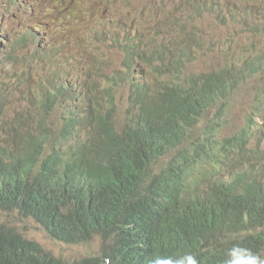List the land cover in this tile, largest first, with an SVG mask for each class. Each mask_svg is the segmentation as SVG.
Masks as SVG:
<instances>
[{"label":"trees","instance_id":"16d2710c","mask_svg":"<svg viewBox=\"0 0 264 264\" xmlns=\"http://www.w3.org/2000/svg\"><path fill=\"white\" fill-rule=\"evenodd\" d=\"M41 1L50 7L62 5V11L53 13L45 24L37 25L39 31L34 27V34L44 36L60 24L91 27L109 7L124 2L68 0L73 3L70 8L62 0ZM76 5L81 11L77 17ZM90 30L92 36L82 47L88 53L100 55L106 67L101 68V82L97 84L105 92L106 100L101 97L94 107L79 113L84 116L86 134L90 136L83 145L74 139L75 132L82 138L87 135L73 128V116L50 146H44L46 140H38L31 130L23 132L21 141L13 142L5 139L9 136L3 133L7 119H1L0 210H18L24 217L34 216L47 225L55 240L82 244L99 238L102 246L95 255L67 261L0 222V264H105L106 259L110 264H150L156 257L185 253L196 255L200 264H219L237 244L264 257V87L256 96L246 125L227 135L223 131L231 97L242 81L240 78L246 76L244 71L229 68L215 74L187 75L185 68L193 51L185 47L179 49L163 43L164 49L158 46L150 52L149 47L155 43L135 49V38L129 35L121 40L107 29ZM106 43L122 46L129 54L131 63L125 67V74L109 73L108 59L99 52ZM137 59L142 64H137ZM142 66L149 70L140 75ZM57 70L54 68L53 73ZM118 77L128 82L134 109L132 117L128 116L120 125L112 116L116 112V88L112 83ZM66 89L62 84L59 87L60 92ZM54 95V90L45 85L46 100ZM259 112L262 122L257 120ZM179 131L184 133L182 137ZM157 138L162 141L157 142ZM156 146L161 148L157 150ZM145 159L151 160V164L147 165ZM191 196L195 199L190 200Z\"/></svg>","mask_w":264,"mask_h":264},{"label":"rangeland","instance_id":"374dc122","mask_svg":"<svg viewBox=\"0 0 264 264\" xmlns=\"http://www.w3.org/2000/svg\"><path fill=\"white\" fill-rule=\"evenodd\" d=\"M62 1L73 8V3ZM41 2L0 0V121L7 119L3 131L9 135L6 140L21 141L23 132L31 130L38 140H46L44 146H50L73 116L76 119L73 128L86 134L84 116L79 113L87 112L103 96L96 80L101 68L106 67L100 55H89L71 43L66 30L52 34L51 39L59 48L45 54L49 51L46 38H50L34 35L33 29L38 21H47L53 13L62 11V5L38 12ZM74 10L77 17L81 13L79 5ZM102 18L84 30L85 40L92 36L90 29L94 28L116 33L121 40L128 35L135 38L132 44L135 49H143L147 43L156 44L149 47L150 52L163 43L179 49L185 47L193 51L185 68L187 75L215 74L229 68L246 70L249 77L231 97L224 132L234 133L247 123L255 96L264 86V0H124L109 7ZM35 30L39 31V26ZM101 47L99 52L108 59L109 73L125 74V67L131 63L126 50L111 43ZM50 55L56 56L49 58ZM136 63L142 64L140 59ZM54 68L58 69L57 73H53ZM148 70L142 66L140 75ZM61 84L67 89L60 92ZM45 85L55 92L51 100L45 98ZM112 85L116 88L118 108L115 116L118 114L120 118L112 116L120 125L134 111L129 99L131 91L128 82L119 77ZM44 130L51 133H42ZM88 136L82 138L75 132L74 139L83 145ZM0 222L38 242L44 251L67 261L95 255L102 246L99 238L82 244L55 240L45 223L31 215L24 217L18 210H0Z\"/></svg>","mask_w":264,"mask_h":264},{"label":"clouds","instance_id":"9594fccd","mask_svg":"<svg viewBox=\"0 0 264 264\" xmlns=\"http://www.w3.org/2000/svg\"><path fill=\"white\" fill-rule=\"evenodd\" d=\"M22 1L24 2V0H22ZM44 9L50 10L51 7L45 5V4H43L41 2L40 5H39L38 12H41ZM47 21H38L37 22V25H39L40 23L45 24ZM63 27H65V29H63ZM86 28H89V26L88 25H85V24H79V25L73 26V27L72 26H67V25L60 24L53 32H51L49 35H47L50 38V39L46 38V40H47L46 42L48 43L49 51H46L45 54L48 53V52H50V51H52L56 47L59 48V44L55 40H52L51 37H52V34H56V33L61 34V33L64 32V30L67 31V33L69 35V40L71 41V43H76L77 46H78V48L80 50L86 51V49H84L82 47L83 45H86V41H87V40H85L83 38L84 30ZM39 34L40 35H43L42 33H35L34 35H39ZM41 48H43V45H42ZM86 52H88V51H86ZM88 54L89 55H91V54L97 55V53H88ZM33 56H36V55L34 54ZM55 56L56 55H54V56L53 55H50L49 58H53ZM90 67L92 68V66H90ZM242 71H244L246 73V76H242L240 78L242 80L241 83L243 82V80H245V79H247L249 77V73L246 70H242ZM64 79H67V77H65ZM99 82H101L100 77L96 81V85L99 84ZM260 92H261V90H260ZM259 93H257L256 96ZM256 96H255V103H256ZM231 101H232V99H231ZM255 103L253 104L252 109H253ZM115 105H116V99H115ZM229 110H230V108H229ZM251 113H252V111H251ZM228 114H229V112H228ZM228 114H227V117H228ZM227 117H226V122H225V128L227 126V120H228ZM126 119H125V121H126ZM257 120H258V118H257ZM248 121H249V119H248ZM260 121L262 122L261 119H260ZM245 125H246V123L242 127H244ZM225 128H224V130H225ZM236 132H234V133H236ZM223 133H225L227 135L234 134V133H226L224 131H223ZM105 264H110V260L106 259L105 260ZM150 264H200V261L197 259L196 255H194L192 253H185L183 255L174 256V257H170V258L169 257H156L155 259H153L152 261H150ZM219 264H264V257H262L261 255H259L258 253L252 252L248 248L242 247L239 244H237V245H233L228 250V252L226 254L225 260L223 262L219 263Z\"/></svg>","mask_w":264,"mask_h":264},{"label":"bare ground","instance_id":"6f19581e","mask_svg":"<svg viewBox=\"0 0 264 264\" xmlns=\"http://www.w3.org/2000/svg\"><path fill=\"white\" fill-rule=\"evenodd\" d=\"M211 1H213V0H211ZM209 3H210V2H209ZM209 3H208V4H209ZM205 4H206V3H205ZM195 5H196V4H195ZM221 5H223V4H221ZM216 6H217V5H216ZM109 12H110V11H109ZM99 19H100V18H99ZM99 19H98V20H99ZM101 20H102V19H101ZM102 22H103V21H102ZM30 27H31V26H30ZM25 29H26V26H25ZM25 31H28V30H25ZM22 34H23V33H22ZM162 46H163V45H162ZM162 46H161V47H162ZM165 46H166V45H164L163 47H165ZM163 47H162V48H163ZM163 49H164V48H163ZM117 53H118V52H117ZM154 53H155V52H154ZM160 53H161V52H160ZM118 54H120V53H118ZM149 54H150V53H149ZM163 54H164V52H163ZM121 56H123V55H121ZM158 56H159V55H158ZM148 57H149V56H148ZM160 57H162V56H160ZM160 57H159V58H160ZM162 58H163V57H162ZM147 59H148V58H147ZM156 59H157V58H156ZM156 59H155V60H156ZM148 60H149V59H148ZM93 76H94V75H93ZM98 76H99V75H98ZM91 78H92V77H91ZM94 78H97V76L94 77ZM131 78H132V77L130 76V79H131ZM132 79H134V78H132ZM132 79H131V80H132ZM90 80H91V79H90ZM93 81H94V80H93ZM96 81H97V80H96ZM78 83H79V82H78ZM80 84H81V83H80ZM103 84H104V82H103ZM104 86H105V85H104ZM63 87H65V86L63 85ZM79 87H81V86H79ZM100 87H101V85H100ZM132 87H133V86H132ZM132 87H131V88H132ZM81 88H82V87H81ZM102 88H103V87H102ZM98 89H99V88H98ZM105 89H106V88L104 87V90H105ZM79 90H80V89H79ZM94 90H95V89H94ZM107 90H108V89H107ZM131 90H132V89H131ZM89 91H90V90H89ZM107 92H108V91H107ZM107 92H106V93H107ZM131 92H132V91H131ZM71 93H72V91H71ZM104 93H105V92H104ZM104 93H103V96H104ZM109 93H110V92H109ZM89 94H90V93H89ZM108 95H109V94H108ZM108 95H107V96H108ZM103 96L101 95V97H103ZM111 96H112V95H111ZM87 97H88V96H87ZM99 98H100V97H99ZM83 99H84V98H83ZM103 99H105V98L103 97ZM113 99H114V98H113ZM129 99H132V98H129ZM105 100H106V99H105ZM105 100H104V101H105ZM69 101H70V100H69ZM79 101H80V100H79ZM74 102H75V101H74ZM74 102H73V103H74ZM114 102H115V101H114ZM75 103H76V102H75ZM119 103H120V102H119ZM69 104H70V102H69ZM112 104H113V103H112ZM71 105H72V104H71ZM74 105H75V104H74ZM108 105H110V104H107V107H108ZM123 106H124V104H123ZM74 107H75V106H74ZM112 107H114V106H112ZM109 108H110V107H109ZM96 109H97V108H96ZM113 109H114V108H113ZM117 109H118V108L116 107L115 110H117ZM123 109H124V108H123ZM108 110H109V109H108ZM105 111H106V110H105ZM109 111H110V110H109ZM109 111H108V112H109ZM111 111H112V110H111ZM126 111H127V110H126ZM122 112H123V111H122ZM124 112H125V110H124ZM124 112H123V114H124ZM114 113H115V112H114ZM114 113H113V114H114ZM126 113H127V112H126ZM126 113H125V114H126ZM104 114H105V113H104ZM113 114H112V115H113ZM131 114H133V113H131ZM113 116H114V115H113ZM116 116H118V114H117ZM116 116H115V117H116ZM120 116H121V115H120ZM104 117H106V116H104ZM118 117H119V116H118ZM126 117H128V116H126ZM129 117H132V116L129 115ZM119 118H120V117H119ZM89 119H90V118H89ZM94 119H95V117H94ZM117 119H118V118H117ZM124 119H125V118H124ZM195 119H196V118H195ZM188 120H189V119H188ZM193 120H194V119H193ZM200 120H201V119H200ZM159 121H160V120H159ZM191 121H192V119H191ZM194 121H195V120H194ZM197 121H198V120H197ZM197 121H195V122H197ZM121 122H122V121H121ZM117 123H118V122H117ZM190 123H191V122H190ZM192 123H193V122H192ZM197 123H198V122H197ZM202 123H203V121H202ZM91 124H93V123H91ZM99 124H101V123H99ZM117 125H118V124H117ZM188 125H189V124H188ZM193 126H194V124H193ZM201 126H202V125H201ZM201 126H200V127H201ZM92 127H93V126H92ZM155 127H156V126H155ZM186 127H187V126H186ZM196 127H198V126H196ZM200 127H199V128H200ZM116 128H117V126H116ZM130 128H131V127H130ZM190 128H191V126H190ZM192 128H193V127H192ZM194 128H195V127H194ZM199 128H198V130H199ZM87 129H88V127H87ZM89 129H91V128H89ZM114 130H116V129L114 128ZM128 130H129V129H128ZM194 130L197 131V129H194ZM88 131H90V130H88ZM116 131H117V130H116ZM188 131H189V130H187V132H188ZM196 131H195V132H196ZM200 131H202V130H200ZM113 132H115V131H113ZM181 132H185V131L183 130V131H181ZM187 132H186V133H187ZM197 132L199 133V131H197ZM179 133H180V131H179ZM179 133H178V134H179ZM77 134H78V132H77ZM161 134H162V133H161ZM163 134H166V133H163ZM183 134H184V133H182V135H183ZM199 134H200V133H199ZM199 134H197V136H198ZM86 135H87V134H86ZM118 135H119V134H118ZM167 135H168V134H167ZM175 135H176V134L172 135V138H173V136H175ZM180 135H181V133H180ZM180 135H178V139L180 138ZM182 135H181V137H182ZM191 135H192V134H191ZM195 135H196V134H195ZM74 136H75V135H74ZM89 136H90V135H89ZM127 136H128V135H127ZM161 136H162V135H161ZM185 136H186V135H185ZM77 137H78V136H77ZM108 137H109V136H108ZM115 137H116V136H115ZM156 137H157V136H156ZM176 137H177V136H176ZM176 137H174V138L177 139ZM116 138H118V137H116ZM152 138H153V137H152ZM159 138H160V137H159ZM165 138H167V136H166ZM186 138H189V137H186ZM110 139H112V137H111ZM154 139H155V138H153V140H154ZM175 139H174V140H175ZM180 139H181V138H180ZM192 139H193V140H196V139H194V138H192ZM127 140H128V137H127ZM153 140L151 139V141H153ZM155 140H156V139H155ZM155 140H154V141H155ZM157 140H158L157 142H159V140H161V139H158V138H157ZM167 140H168V139H167ZM167 140L164 139L163 141L165 142V141H167ZM170 140H171V139H170ZM174 140H173V142H175ZM154 141H153V142H154ZM161 141H162V140H161ZM161 141H160V142H161ZM180 141H181V140H180ZM180 141H179V143L181 144ZM184 141H185V140H184ZM127 142H128V141H127ZM157 142H156V143H157ZM160 142H159V143H160ZM186 142H187V141H186ZM150 143H151V142H150ZM154 143H155V142H154ZM154 143H153V144H154ZM165 143H166V142H165ZM168 143L172 144L171 142H169V140H168ZM183 143H184V142H183ZM183 143H182V144H183ZM188 143H189V142H188ZM193 143H194V142H193ZM196 143H197V142H196ZM196 143H194V144H196ZM87 144H88V143H87ZM121 144H123V142H121ZM163 144H164V143H163ZM170 144H169V145H170ZM173 144H174V143H173ZM180 144H179V145H180ZM190 144H191V143H190ZM88 145H89V144H88ZM119 145H120V144H119ZM155 145H156V144H155ZM158 145H159V144H158ZM161 145H162V144H160V146H161ZM153 146H154V145H153ZM153 146L151 145V148H152ZM164 146H165V145H164ZM173 146L176 147V145H173ZM114 147H116V146H114ZM149 147H150V146H149ZM170 147H172V145H171ZM175 147H174V148H175ZM56 148H57V147H55V149H56ZM153 148H154V147H153ZM160 148H161V147H159V148L157 149V146H156V149H157V150H159ZM163 148H164V147H163ZM163 148H162V149H163ZM176 148H177V147H176ZM178 148H179V146H178ZM183 148H184V147H183ZM53 149H54V148H53ZM168 149H169V148H168ZM172 149H173V148H172ZM184 149H186V148H184ZM51 150H52V149H51ZM61 150H62V149H61ZM116 150H117V149H116ZM121 150H122V149H121ZM153 150H154V149H153ZM157 150H156V151H157ZM170 150H171V148H170ZM64 151H65V149H64ZM64 151H62V152L64 153ZM68 151H69V149H68ZM164 151H165V150H164ZM168 151H169V150H168ZM59 152H60V151H59ZM66 152H67V150H66ZM66 152H65V153H66ZM91 152H92V151H91ZM113 152H114V151H113ZM136 152H137V151H136ZM160 152H161V151H160ZM165 152H166V151H165ZM182 152H183V151H182ZM60 153H61V152H60ZM67 153H68V152H67ZM74 153H75V152H74ZM129 153H130V150H129ZM132 153H133V152H132ZM156 153H159V151H157ZM161 153H162V152H161ZM184 153H185V152H184ZM68 154H69V153H68ZM123 154H124V153H123ZM130 154H131V153H130ZM135 154H136V153H135ZM135 154H134V155H135ZM164 154H166V153H164ZM187 154H188V153H187ZM262 154H263V153H262ZM63 155H64V154H63ZM115 155H116V154H115ZM117 155H119V154H117ZM127 155H128V154H127ZM160 155H161V154H160ZM160 155H159V156H160ZM182 155H183V154H182ZM67 156H68V155H67ZM70 156H71V154H70ZM73 156H74V154H73ZM138 156H139V155H138ZM159 156H158V157H159ZM175 156H176V155H175ZM62 157H64V156H62ZM62 157H61V158H62ZM133 157H134V156H133ZM149 157H150V156H148L147 158L149 159ZM167 157H168V156H167ZM167 157H166V158H167ZM185 157H186V155H185ZM260 157H261V156H260ZM156 158H157V157H156ZM156 158H155V159H156ZM161 158H162V156H161ZM173 158H174V156H173ZM175 158H176V157H175ZM262 158H263V157H262ZM62 159L64 160V158H62ZM65 159H66V158H65ZM67 159L69 160L68 157H67ZM67 159H66V160H67ZM80 159H81V157H80ZM138 159H139V158H138ZM158 159H159V158H158ZM158 159H157V160H158ZM129 160H130V159H129ZM134 160H135V159H134ZM140 160H141V158H140ZM145 160H147V159H145ZM69 161H70V160H69ZM90 161H92V160H90ZM126 161H127V160H126ZM131 161H132V160H131ZM147 161H148V160H147ZM149 161H151V160H149ZM149 161H148V162H149ZM159 161H160V160H159ZM165 161H166V159H165ZM170 161H171V159H170ZM64 162H65V161H64ZM66 162H67V161H66ZM128 162H129V161H128ZM133 162H134V161H133ZM140 162H141V161H140ZM153 162H154V161H153ZM153 162H152V163H153ZM171 162H172V161H171ZM175 162H176V161H175ZM175 162H173V163H175ZM177 162H178V161H177ZM179 162L181 163V160H179ZM68 163H69V162H68ZM75 163H76V161H75ZM136 163H138V161H137ZM167 163H168V162H167ZM173 163H171V164H173ZM180 163H179V164H180ZM262 163H263V162H260L259 164L263 165ZM65 164H66V163H65ZM69 164H70V163H69ZM125 164L127 165V162H126ZM139 164H140V163H139ZM142 164H144V162H143ZM150 164H151V162H149V164L147 163V165H150ZM171 164H169V165H171ZM184 164H185V163H184ZM184 164H183V165H184ZM123 165H124V164H122V166H123ZM144 165H145V164H144ZM147 165H146V167H147ZM156 165H157V164H156ZM164 165H165V164H164ZM164 165H163V166H164ZM173 165H174V164H173ZM177 165H178V164H177ZM67 166H68V165H67ZM135 166H136V165H135ZM179 166H180V165H179ZM179 166H177V167H179ZM184 166H185V165H184ZM263 166H264V165H263ZM120 167H121V166H120ZM137 167H138V166H137ZM140 167H141V166H140ZM165 167H166V166H165ZM165 167H164V168H165ZM168 167H171V166H168ZM175 167H176V166H175ZM186 167H187V166H186ZM126 168H128V167H126ZM135 168H136V167H135ZM161 168H162V167H161ZM161 168H160V169H161ZM114 169H115V168H114ZM128 169H129V168H128ZM128 169H127V172H129V170H130V169H129V170H128ZM149 169H150V168H149ZM152 169H153V168H152ZM172 169H173V168H172ZM174 169H175V168H174ZM179 169L181 170L180 167H179ZM261 169H263V168H261ZM112 170H113V169H112ZM119 170H120V169H119ZM123 170H126V169L124 168ZM147 170H148V169H147ZM166 170H168V169H166ZM169 170H170L169 172H171V173L174 172V171H171V169H169ZM180 170H179V171H180ZM184 170H185V169H183V172H184ZM258 170H259V169H258ZM258 170H257V171H258ZM113 171H115V170H113ZM120 171H121V170H120ZM133 171H134V169H133ZM144 171H145V169L143 170V172H144ZM148 171H149V170H148ZM150 171H151V169H150ZM153 171H154V170H153ZM158 171H159V170H158ZM160 171H161V170H160ZM179 171L177 172V174L180 173ZM259 171H260V170H259ZM122 172H123V171H122ZM127 172H126V173H127ZM136 172H137V170L135 171V173H136ZM141 172H142V171H141ZM162 172L165 173L164 171H162ZM169 172H167V173H169ZM263 172H264V171H263ZM131 173H132V172H131ZM144 173H146V171H145ZM147 173H148V172H147ZM154 173H155V172H154ZM175 173H176V172H175ZM175 173H174V175H175ZM184 173H185V172H184ZM124 174H125V172H124ZM132 174H133V173H132ZM141 174L144 176L143 173H141ZM156 174L158 175L159 173H156ZM182 174H183V173H181L180 175H182ZM263 174H264V173H263ZM147 175H148V174H147ZM162 175H163V174H162ZM166 175H167V174H166ZM168 175H169V174H168ZM180 175H179V176H180ZM119 176H120V175H119ZM131 176H132V175H131ZM143 176H142V177H143ZM179 176H178V177H179ZM144 177H147V176H144ZM149 177H150V176H149ZM164 177H165V175H164ZM198 177H200V176H198ZM198 177H196V179H197ZM201 177H202V176H201ZM165 178H166V177H165ZM167 178H168V176H167ZM172 178H173V177H172ZM190 178H191V177H190ZM168 179H169V178H168ZM173 179H174V178H173ZM177 179H178V178H177ZM186 179H187V177H186ZM169 180H170V179H169ZM178 180H179V179H178ZM189 180H191V179H189ZM193 180H194V177H193ZM193 180H192V181H193ZM215 180H216V179H215ZM138 181H139V180H138ZM175 181H176V179H175ZM179 181H180V180H179ZM192 181H191V182H192ZM217 181H219V180L217 179ZM220 181H221V179H220ZM142 182H143V181H142ZM167 182L169 183V181H167ZM180 182H181V181H180ZM180 182H178V184H177V183H174V182H173V183H174V185L176 184V185L179 186ZM191 182H190V183H191ZM211 182H212V181H211ZM211 182H210V183H211ZM173 183H171V184H173ZM181 183H182V182H181ZM215 183H217V182H215ZM215 183L212 182V184L216 185ZM219 183H220V182H218V184H219ZM186 184H187V183H186ZM144 185H145V184H144ZM191 185H192V184H191ZM193 185H197V183H196V184H193ZM207 185H208V184H207ZM207 185L204 186V187H207ZM178 186H174V187L176 188V187H178ZM185 186H186V185H185ZM183 187H184V186H183ZM191 187H192V186H191ZM188 188H189V187H188ZM180 189H182V188H179V190H180ZM204 189H205V188H204ZM206 189H207V188H206ZM172 190H173V189H172ZM175 190H176V189H175ZM185 190H186V189H185ZM176 191H177V190H176ZM203 191H204V190H203ZM173 192H175V191L173 190ZM179 192H181V191H179ZM179 192H177V193H179ZM208 192H209V191H208ZM179 194H180V193H179ZM181 194H182V192H181ZM181 194H180V197H181ZM182 195H183V194H182ZM205 195H206V194H205ZM194 196H195V195H194ZM210 196H211V193H210ZM192 197H193V196L190 197V200H191ZM201 197H203V196H201ZM204 197H205V196H204ZM204 197H203V198H204ZM208 197H209V196H208ZM187 198H188V195H187ZM180 199H182V197H181ZM184 199H185V198H184ZM184 199H183V200H184ZM194 199H195V197H193V200H194ZM200 199H201V198H200ZM183 200H182V201H183ZM185 200H186V199H185ZM190 200L188 199V203H189V202L191 203ZM193 200H192V201H193ZM196 201H198V200L196 199ZM186 202H187V201H186ZM184 203H185V202H184ZM188 203H187V204H188ZM190 203H189V206H190ZM195 203H196V202H195ZM195 203H193V205H194ZM198 203H199V201H198ZM195 205H197V204H195ZM200 205H201V204H200ZM200 205H198V206H200ZM179 206H180V205H179ZM185 206H186V203H185ZM186 207H187V206H186ZM22 216H23V215H22ZM239 219H240V218H239ZM241 219H242V218H241ZM240 224H241V223H240ZM238 230H240V229H238ZM241 230H242V228H241ZM243 230H244V229H243ZM245 232H246V231H245ZM252 237H253V236H252ZM252 237H251V238H252ZM242 246H243V245H242ZM253 250L258 251V249H257V250H256V249H253ZM263 254H264V253H263ZM96 256H97V255H96ZM84 258H85V257H84ZM64 259H65V258H64Z\"/></svg>","mask_w":264,"mask_h":264}]
</instances>
